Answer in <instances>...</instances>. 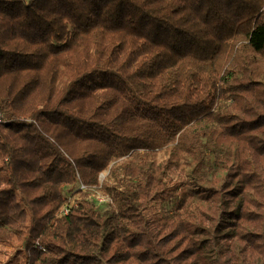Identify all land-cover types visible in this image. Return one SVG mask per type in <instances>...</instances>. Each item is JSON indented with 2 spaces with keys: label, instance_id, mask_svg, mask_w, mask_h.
<instances>
[{
  "label": "trees",
  "instance_id": "trees-1",
  "mask_svg": "<svg viewBox=\"0 0 264 264\" xmlns=\"http://www.w3.org/2000/svg\"><path fill=\"white\" fill-rule=\"evenodd\" d=\"M0 111V264H264V0H0Z\"/></svg>",
  "mask_w": 264,
  "mask_h": 264
},
{
  "label": "rangeland",
  "instance_id": "rangeland-1",
  "mask_svg": "<svg viewBox=\"0 0 264 264\" xmlns=\"http://www.w3.org/2000/svg\"><path fill=\"white\" fill-rule=\"evenodd\" d=\"M107 171L101 173L100 175V180H103V178L105 177ZM79 184H77L75 187H65V193L67 194V196L69 197L71 204L73 205L76 201V198L79 197V192H78V188H79ZM81 188H84L83 186ZM92 200L97 201L96 203L99 205V207L103 210L106 207V202L109 200L108 197L104 194H102V192H97L94 193L93 195H91L90 197ZM3 261L6 262L8 260V257H4L2 255Z\"/></svg>",
  "mask_w": 264,
  "mask_h": 264
},
{
  "label": "built area",
  "instance_id": "built-area-1",
  "mask_svg": "<svg viewBox=\"0 0 264 264\" xmlns=\"http://www.w3.org/2000/svg\"><path fill=\"white\" fill-rule=\"evenodd\" d=\"M4 120V114L0 111V123ZM72 204H70L69 206H65V208L63 209L64 213H67L70 209Z\"/></svg>",
  "mask_w": 264,
  "mask_h": 264
}]
</instances>
